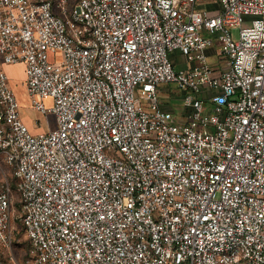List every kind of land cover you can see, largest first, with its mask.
Masks as SVG:
<instances>
[{
  "label": "built area",
  "instance_id": "obj_1",
  "mask_svg": "<svg viewBox=\"0 0 264 264\" xmlns=\"http://www.w3.org/2000/svg\"><path fill=\"white\" fill-rule=\"evenodd\" d=\"M201 1L0 0V264H264V0Z\"/></svg>",
  "mask_w": 264,
  "mask_h": 264
},
{
  "label": "rangeland",
  "instance_id": "obj_2",
  "mask_svg": "<svg viewBox=\"0 0 264 264\" xmlns=\"http://www.w3.org/2000/svg\"><path fill=\"white\" fill-rule=\"evenodd\" d=\"M214 1L216 0H205V4L203 5V7L210 8V3ZM3 67L7 72L10 79V83L17 94L18 100L20 102V111L22 117L27 123V125L31 127L30 130H32L33 122H35V120L39 121L38 126H42L43 129L48 128V121L51 122L52 126H55L56 121L54 116L50 115L49 117H45L44 115L40 114L38 111L31 107L26 87L27 73L25 64L22 62L7 65L5 64ZM160 91L165 108L172 110L176 115L186 112V108L183 105L182 101V91L177 88L173 83L161 84ZM45 103L50 104L51 100L47 98L45 100ZM2 167L7 173L9 180L12 183V187L14 188L17 179L12 173L10 166L4 163L2 164ZM3 176V171L0 169V180L4 178ZM17 198L18 192L13 189L12 200L15 201ZM13 213L14 215H17V206L13 208ZM13 229L15 230L16 234L14 239V255L16 256L17 262L23 264L26 263L30 254L29 241L27 240L23 230H21L20 222L17 219H14L13 221ZM1 260L2 264H14L10 260L8 255H3Z\"/></svg>",
  "mask_w": 264,
  "mask_h": 264
},
{
  "label": "crops",
  "instance_id": "obj_3",
  "mask_svg": "<svg viewBox=\"0 0 264 264\" xmlns=\"http://www.w3.org/2000/svg\"><path fill=\"white\" fill-rule=\"evenodd\" d=\"M204 1L205 0L201 1L200 8L208 9L211 13L217 12V9L219 7L218 0L210 3V6H211L210 8L203 7V5L205 4ZM207 52L209 55V60L212 64L219 66V64L224 61L223 57L221 55H219V53H218V48H216V47L210 48V49H208ZM171 57L174 60L177 68H185L187 66V64L185 63L184 57L181 54H179V52H173L171 54ZM163 107L165 108L164 103H163ZM187 113H188V111L186 110V112L181 113V114L187 115ZM38 125H39V121L35 120V122H33V127L31 130L33 133H39V132H42V131H45L48 129V128L43 129L42 126H38ZM29 128H31V127L29 126Z\"/></svg>",
  "mask_w": 264,
  "mask_h": 264
},
{
  "label": "trees",
  "instance_id": "obj_4",
  "mask_svg": "<svg viewBox=\"0 0 264 264\" xmlns=\"http://www.w3.org/2000/svg\"><path fill=\"white\" fill-rule=\"evenodd\" d=\"M21 230H23V228H21ZM23 232H24V230H23ZM28 240V239H27Z\"/></svg>",
  "mask_w": 264,
  "mask_h": 264
}]
</instances>
